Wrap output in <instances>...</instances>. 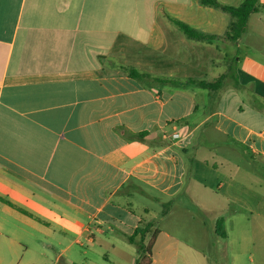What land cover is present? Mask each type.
Returning a JSON list of instances; mask_svg holds the SVG:
<instances>
[{
    "label": "crops",
    "instance_id": "crops-1",
    "mask_svg": "<svg viewBox=\"0 0 264 264\" xmlns=\"http://www.w3.org/2000/svg\"><path fill=\"white\" fill-rule=\"evenodd\" d=\"M262 11L259 0L232 42L230 15L199 0H0V264H40L31 247L77 264L67 256L85 236L135 246L126 236L143 221L161 231L152 264H254L255 230L240 237L243 262L214 250L217 221L229 241L238 207L253 214L264 200L262 186L254 205L245 184L264 174L255 168L264 172V111L248 94L264 101V77L241 52ZM171 19L215 39L189 40ZM130 69L182 84L139 81ZM220 78L216 91L198 85ZM159 209L156 223L144 219ZM175 210L192 216L195 245L159 227ZM57 232L75 239L47 244ZM105 262L121 264L109 253Z\"/></svg>",
    "mask_w": 264,
    "mask_h": 264
},
{
    "label": "rangeland",
    "instance_id": "rangeland-1",
    "mask_svg": "<svg viewBox=\"0 0 264 264\" xmlns=\"http://www.w3.org/2000/svg\"><path fill=\"white\" fill-rule=\"evenodd\" d=\"M222 4L223 2H228L229 5H233L236 0H218ZM260 2L264 3V0H260ZM260 14H262L264 19V11H262ZM178 28V27H177ZM252 30H256L253 32V35L255 36V44L251 46V48L247 49L245 45H242L241 52L242 53H251V55L254 56V59L257 63L247 64V62H244V64L249 67L250 70L260 75V77H264V25L262 24H253ZM263 33L262 35H257L258 33ZM263 66V67H262ZM248 89L241 90L240 97L242 100H249L246 99L242 91H247ZM249 95H252L253 98L257 97L256 95L252 94L251 91H248ZM207 103H209V100H207ZM247 104V102H245ZM208 108L209 105H207ZM200 137L198 133V138H196V142H199ZM222 150V149H221ZM219 149V151H221ZM244 150V149H243ZM206 155V154H204ZM241 155V154H240ZM222 156H226L225 149H223ZM243 157V156H242ZM209 159V158H208ZM240 164L242 161L241 157L238 159ZM210 161V160H209ZM217 164H219V159L215 160ZM243 163V162H242ZM255 168H258L259 172L264 173L263 169L259 168L258 165H256ZM187 177H191L190 172L188 173ZM263 178H256L254 176L253 178H250L249 180L245 181V184L252 189L254 192V205H258L259 195L257 193H260L262 191L261 187L264 188V174H262ZM264 190V189H263ZM197 193L199 190L196 191ZM241 193L240 191H238ZM252 205V204H251ZM239 212L235 214L234 221H235V227L236 232L231 234V240H225L219 238V242H222L219 247L217 246L216 250H214V255H217V253L222 252L223 258L226 259L227 257H238L239 262H243V259H246V253L242 251L241 243H240V237L241 235L244 236L245 229H251L255 230V240H256V249H254L255 252V263L254 264H264V256L259 255V253L264 252V231L263 229H260L264 227V217H257V214L264 216V200L261 202V205L258 209L254 210L253 214L250 213L248 210H243L238 207ZM168 211V210H166ZM162 213V210H155L152 212L149 216H147L145 213H143V217L146 220L150 221H156L159 219L158 215L160 216ZM166 213V212H165ZM191 218V219H189ZM189 220V221H187ZM159 227L161 229L167 230L170 233H172L174 236L178 237L179 239L190 243L191 245H195V240L198 239V233L194 221L191 215L184 214L180 210L173 211V214L170 216L169 219H166L165 221L161 222ZM151 234L146 238L145 244L148 243L149 238ZM107 237L108 235H98L96 243L94 245L89 244L87 237L85 236L83 239L80 240V243H83L82 247L79 245H73L70 249V252L68 253V259L76 262L77 264H106L105 262V255L110 254L111 260H117L121 264H130V258H136L137 256V247L127 245V247L118 246L117 250H111L108 248L107 244ZM196 238V239H195ZM47 244H56V243H62V245H67L71 241L75 239V236L72 234H63L61 232L57 233H51L48 234L46 238ZM197 241V240H196ZM223 244V245H222ZM59 250V248H56ZM245 253V254H243ZM28 257H36L39 259L40 264H64V261L62 260H56L57 257V250H48L47 248L45 250H36L34 248H30L28 253L26 254ZM21 257V256H20ZM19 258V257H18ZM17 258V259H18ZM263 258V259H260ZM230 260V259H228ZM261 261V262H260ZM18 263V261H17ZM22 263V262H20ZM248 264H250L248 262Z\"/></svg>",
    "mask_w": 264,
    "mask_h": 264
},
{
    "label": "trees",
    "instance_id": "trees-1",
    "mask_svg": "<svg viewBox=\"0 0 264 264\" xmlns=\"http://www.w3.org/2000/svg\"><path fill=\"white\" fill-rule=\"evenodd\" d=\"M199 1H200V5L202 6L215 8L230 15L232 21L228 28L226 38L232 42H237L242 37V35L246 32L250 17L258 12L259 0H243V2L238 6H228L222 4L218 0H199ZM171 20L189 40L211 42L212 40L215 39L214 36H210L190 28L187 24L183 23L182 21L176 19H171ZM129 75L132 78L143 82L151 81L157 84H172V85L182 84V82L178 80L153 78L149 74H142L135 69H130ZM195 83L196 82H194L193 80H189L187 82V84H195ZM221 83H223V78L218 79L216 82L201 81L198 83V85L204 89L216 91L221 87L220 85ZM253 103L256 106V108H258L260 111H264V101L260 100L257 97H254ZM240 111H244V108L240 107ZM260 121L261 124L263 125L264 119L261 118ZM255 131L261 132L262 126H260L259 128H255ZM148 137H149L148 132H142L137 134L136 139L145 142L147 141ZM156 139L161 140V138H156ZM154 141H156L157 143V140ZM167 144H169V142L165 140L159 146H164ZM153 227L154 224L146 223L143 221L132 235L126 236L127 241L130 244L135 245L137 247L138 257L136 259L135 264H152L153 262L154 245L156 243L158 235L161 232L158 228H153ZM215 231H216V236L218 238L221 239L228 238V233L226 230V223L224 218L217 221ZM150 234L151 236L149 238V241L147 244H145V240Z\"/></svg>",
    "mask_w": 264,
    "mask_h": 264
},
{
    "label": "built area",
    "instance_id": "built-area-1",
    "mask_svg": "<svg viewBox=\"0 0 264 264\" xmlns=\"http://www.w3.org/2000/svg\"><path fill=\"white\" fill-rule=\"evenodd\" d=\"M172 139L174 141L179 140L180 139V136L178 134H174V136H172Z\"/></svg>",
    "mask_w": 264,
    "mask_h": 264
}]
</instances>
